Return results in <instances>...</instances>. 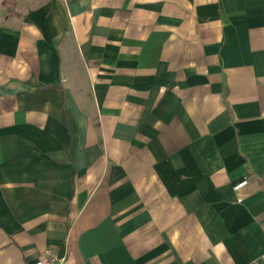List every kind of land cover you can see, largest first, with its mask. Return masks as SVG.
Returning <instances> with one entry per match:
<instances>
[{
  "label": "crops",
  "instance_id": "obj_1",
  "mask_svg": "<svg viewBox=\"0 0 264 264\" xmlns=\"http://www.w3.org/2000/svg\"><path fill=\"white\" fill-rule=\"evenodd\" d=\"M49 253L264 264V0H0V264Z\"/></svg>",
  "mask_w": 264,
  "mask_h": 264
},
{
  "label": "built area",
  "instance_id": "obj_2",
  "mask_svg": "<svg viewBox=\"0 0 264 264\" xmlns=\"http://www.w3.org/2000/svg\"><path fill=\"white\" fill-rule=\"evenodd\" d=\"M249 179L244 178L243 180L234 184V189L239 190L246 184H248ZM238 200H243V197L240 196ZM33 264H63V258L59 257L55 253L43 254L40 256Z\"/></svg>",
  "mask_w": 264,
  "mask_h": 264
}]
</instances>
